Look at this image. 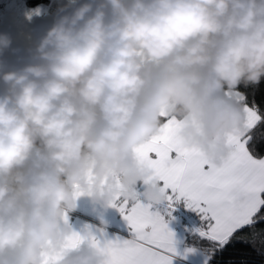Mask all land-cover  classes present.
Returning a JSON list of instances; mask_svg holds the SVG:
<instances>
[{
    "label": "clouds",
    "instance_id": "9594fccd",
    "mask_svg": "<svg viewBox=\"0 0 264 264\" xmlns=\"http://www.w3.org/2000/svg\"><path fill=\"white\" fill-rule=\"evenodd\" d=\"M13 45L0 33V264H43L78 192L103 211L118 195L167 199L135 151L162 113L209 160L230 155L240 87L264 81V0H64L16 64ZM102 261L85 243L61 264Z\"/></svg>",
    "mask_w": 264,
    "mask_h": 264
},
{
    "label": "snow or ice",
    "instance_id": "6c2138e0",
    "mask_svg": "<svg viewBox=\"0 0 264 264\" xmlns=\"http://www.w3.org/2000/svg\"><path fill=\"white\" fill-rule=\"evenodd\" d=\"M239 97V93H237ZM247 119L242 130L229 134L230 155L220 163L208 159L198 147L188 145L182 135L183 121L162 113L158 132L135 151L139 162L148 169L144 183L163 182L162 191L171 189L186 197L189 207L195 206L214 220L207 233L226 246L240 229H247L235 239L264 249V153H258L255 130L264 126V115L255 102H244ZM264 140V133L261 134ZM90 194V193H89ZM85 195L78 192L77 196ZM112 207L130 226L131 239H101L91 231L86 234L70 230L63 248L45 253L43 264H61L66 252L87 243L103 257L102 264H171L170 253L176 251L174 234L164 218L152 211V204L141 199H121ZM171 201L173 195H168ZM68 224L69 217L64 216Z\"/></svg>",
    "mask_w": 264,
    "mask_h": 264
},
{
    "label": "crops",
    "instance_id": "0c3cea01",
    "mask_svg": "<svg viewBox=\"0 0 264 264\" xmlns=\"http://www.w3.org/2000/svg\"><path fill=\"white\" fill-rule=\"evenodd\" d=\"M159 183L163 188V182ZM140 187L143 191L145 187L143 182ZM165 191L168 195H173V199L171 201L166 199L160 204L152 205V211L164 218L169 230L174 234L176 251L169 254L171 264H207L209 254L204 249L189 244L188 238L196 232L209 233V225L214 224L215 221L211 220L210 224L202 226L199 220L207 219L205 213L195 206L189 207L187 198L180 197L179 193L173 194L171 189ZM68 217L71 230L81 234L91 231L102 240H115L118 237L122 240L132 238L130 226L120 213L118 206H110L106 211L97 210L92 205L91 198L86 195L80 197L77 210L69 213Z\"/></svg>",
    "mask_w": 264,
    "mask_h": 264
},
{
    "label": "trees",
    "instance_id": "16d2710c",
    "mask_svg": "<svg viewBox=\"0 0 264 264\" xmlns=\"http://www.w3.org/2000/svg\"><path fill=\"white\" fill-rule=\"evenodd\" d=\"M63 2L64 0H24L25 5L29 7L49 5L50 12L46 17L41 16L24 28L20 33L21 40L28 42L29 47H34L40 35L43 34L44 29L52 23L58 6ZM24 57L26 58L27 54ZM240 90L247 94V103L251 106L255 102L259 105L261 115H264V81L258 86L244 87L241 85ZM262 133H264V126L255 130L257 138L256 151L258 153H264V140L261 139ZM210 221L211 219L209 218L204 219V221L199 220L202 226L210 224ZM257 230H264V225H258ZM245 231L247 229L238 230L231 241L224 247H221L217 240L207 234L197 232L190 235L188 243L204 249L209 254L207 264H264V249L260 247L259 243L253 246L235 239L236 236Z\"/></svg>",
    "mask_w": 264,
    "mask_h": 264
},
{
    "label": "rangeland",
    "instance_id": "374dc122",
    "mask_svg": "<svg viewBox=\"0 0 264 264\" xmlns=\"http://www.w3.org/2000/svg\"><path fill=\"white\" fill-rule=\"evenodd\" d=\"M49 10V5L29 7L25 5L24 0H0V33H10L14 39L13 47L21 49L19 54H13L11 51L6 54L9 63L16 64L18 57L27 54L29 43L21 40L20 33L37 18L46 17Z\"/></svg>",
    "mask_w": 264,
    "mask_h": 264
},
{
    "label": "built area",
    "instance_id": "2783aa9c",
    "mask_svg": "<svg viewBox=\"0 0 264 264\" xmlns=\"http://www.w3.org/2000/svg\"><path fill=\"white\" fill-rule=\"evenodd\" d=\"M140 191L142 192V189H141V187H140ZM141 200H143V197H141ZM144 202H147V201H145V200H143Z\"/></svg>",
    "mask_w": 264,
    "mask_h": 264
}]
</instances>
